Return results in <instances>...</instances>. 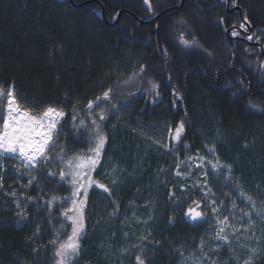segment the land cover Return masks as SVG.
Here are the masks:
<instances>
[{"label":"trees","instance_id":"16d2710c","mask_svg":"<svg viewBox=\"0 0 264 264\" xmlns=\"http://www.w3.org/2000/svg\"><path fill=\"white\" fill-rule=\"evenodd\" d=\"M228 1L227 8V0H182V4L149 0V8L144 0H0V88L5 92L14 88L17 99L30 108L53 106L67 113L59 137L65 160L87 153L93 120L107 137L104 151L114 144V154L124 164L136 153L132 131L138 121L168 118L178 125L183 120L180 144L184 145L199 144L209 132L212 138L218 131L224 133L219 148L235 161L246 189L255 190L264 201V56L258 47V43L264 46V0ZM234 6L240 12L228 11ZM245 16L253 35L249 42L248 34L244 39L231 35L234 30L243 33L240 24H246ZM128 54L131 61L119 65ZM109 88L107 100L98 101L91 110L86 107ZM124 107L125 125L132 131L112 137L106 124ZM101 108L107 114L102 121ZM73 124L79 131H72ZM144 161L148 163L143 158L139 163ZM4 165L0 264H56L59 245L49 241L63 242L71 231L62 213L71 207L73 186L58 177L65 165L55 156L31 172L16 159L9 158ZM48 171L57 173L55 180L46 175ZM30 176L36 180L28 185ZM129 186L130 194L141 188L146 197L153 185L136 172ZM170 189L174 195L168 198ZM166 191V213L155 239L161 246L152 248L145 264H172L177 250L196 243L209 219L203 211L206 220L186 223L185 208L166 201L175 198L173 186ZM82 194L76 199L81 200ZM54 196L57 199L52 201ZM195 198L204 208V197L192 194ZM94 205L88 196L84 212ZM21 212L23 220L17 215ZM245 213L251 212L229 214L241 221L240 233L234 254L220 251L222 264H237L234 256L238 264L249 257L252 264H264V214L259 212L258 218L247 222L251 215Z\"/></svg>","mask_w":264,"mask_h":264},{"label":"rangeland","instance_id":"374dc122","mask_svg":"<svg viewBox=\"0 0 264 264\" xmlns=\"http://www.w3.org/2000/svg\"><path fill=\"white\" fill-rule=\"evenodd\" d=\"M242 31L238 37L244 39L249 30ZM258 44L264 53V46ZM129 60L131 61V55L128 54L122 58L119 65ZM121 109L106 124L108 134L112 133V137L118 133L132 131L125 125L127 109L125 107ZM131 121L136 123L132 118ZM137 123L139 125L132 133L137 147L135 152L139 151V154L134 152L131 159L127 158L129 160L126 165L120 161L121 158L115 156L114 144L111 143L110 149L103 150L101 163L92 174L95 180L107 186L109 192L95 185L88 189L87 197H91L95 205L92 206V211L89 209L88 212H84L85 230L80 239V253L74 264H91V259L97 264H136L137 256L145 261L152 248L158 250L161 246L155 239L161 231L160 222L166 213L163 199L169 185L173 186L176 195L175 198L166 201H171L173 207L186 208L192 201V194H199L204 197L203 211L209 213V219L203 223L196 243L177 250V257L172 259V264H211L212 260H215L216 264H222L220 251L234 254L237 234L240 233L237 225L241 221L238 217L229 218V214L251 212V218L249 216L245 219L247 222H253L258 218L259 212L264 214V201L257 196L255 190L246 189L240 173L236 172L235 161L229 160L218 146L222 143L224 133L218 131L216 137L212 138L209 132L199 144L192 146L180 144V141L172 138L169 129L174 130L177 125L168 118ZM215 127L220 130L217 124ZM142 158L148 160V163L144 161L145 164L141 165L139 162ZM209 161L218 163L219 166L214 169ZM138 163L141 169L139 167L136 170L134 167ZM177 171L181 175H176ZM136 172L150 179L153 185L150 196L145 197L141 188L132 189L130 194L131 186L128 185L135 179ZM241 192L244 193L243 196ZM128 195L132 198L127 200ZM249 196L252 198L251 201L247 199ZM81 199H85L83 194ZM213 209L216 211L213 212ZM225 217L228 218L226 224L218 223ZM221 227L225 228L224 234L229 237L228 243L216 239ZM202 241L203 251L200 247ZM205 256L208 259H205Z\"/></svg>","mask_w":264,"mask_h":264},{"label":"snow or ice","instance_id":"6c2138e0","mask_svg":"<svg viewBox=\"0 0 264 264\" xmlns=\"http://www.w3.org/2000/svg\"><path fill=\"white\" fill-rule=\"evenodd\" d=\"M144 3L151 8L149 0H144ZM235 4V0H233ZM246 23L248 17H244ZM240 28L245 32L248 31L246 24L241 23ZM233 36L240 35L239 32L233 31L231 33ZM246 39L251 41L253 40V35L246 36ZM259 39V37H257ZM185 45H188V41H183ZM264 67V64L261 65ZM155 87V86H154ZM111 89L103 92L101 96H97L95 100H89L86 107L91 110L93 106L97 104L98 101L107 100ZM158 94V93H157ZM73 112H75V105L73 106ZM67 113L57 107L46 106L43 110H36L28 107L27 105L21 103L14 92V88H9L6 92L3 88H0V171L5 170L4 161L11 158L20 160L23 162V167L31 170H34L41 165L43 162L50 161L53 156L57 158L62 164L65 165L64 168H61L58 177L60 181H68L73 186L72 198H71V207L67 208L62 215L70 221V234H67V239L63 242L57 240L49 241V243L56 245L58 247L54 255L58 257L56 264H74L76 257L80 253V239L85 230L84 223V204L86 203V198L88 195V189L95 185L103 189L105 192H109V189L106 185L95 180L93 177V172L96 171L97 167L101 163L102 152L104 150L107 137L102 132L100 125L97 124L95 120L92 121L94 126L93 135L89 138L90 147L87 149V153H77L72 157L65 160L64 157V147L61 145L59 137L63 133L62 122ZM99 119L102 121L106 119V111L101 108L98 114ZM75 115L72 116V120L75 121ZM80 126H84V122H80ZM185 124L181 120L175 129H169V134L174 140L179 142L181 140L182 133L184 132ZM72 131L77 132L79 129L75 124L72 126ZM159 143V141H156ZM166 147V145H162ZM59 149V151H57ZM209 151H214V149H209ZM203 159V158H201ZM212 167L215 169L219 166L218 163H212ZM230 168V166H227ZM18 170V169H17ZM46 175L53 180L56 179L57 173L48 171ZM176 175H181L179 171L176 172ZM70 178V179H69ZM36 180L35 176H30L28 180V185H31L32 182ZM3 187V176L0 175V188ZM83 192L85 199L77 200L78 197ZM12 196H15L16 193L12 192ZM243 196L244 193L241 192ZM57 197H53L52 201H55ZM69 198L65 197L64 200L67 201ZM249 201L252 198L247 197ZM52 201L48 203L51 204ZM214 203V202H213ZM19 207V204H17ZM235 207V205H233ZM253 207L255 205L253 204ZM199 202L193 201L191 205L188 206L184 215L193 222L201 221L204 219V213L202 212ZM216 209H213L215 212ZM71 213V215L69 214ZM21 219H24V213H17ZM245 215H250L245 213ZM227 217L224 220L218 221V223L224 225L227 223ZM63 227V225H61ZM225 228L221 227L217 233L216 239L224 241L225 243L229 242V237L224 234ZM59 235V233L57 234ZM201 251H203V241L201 242ZM255 253V249H251ZM138 264H145V261L141 259L140 256L136 257ZM205 259H208L205 256ZM237 260L238 257H233ZM211 264H216L215 260L211 261ZM227 264V262H225ZM244 264H252V258L249 257L244 261Z\"/></svg>","mask_w":264,"mask_h":264},{"label":"water","instance_id":"95a60500","mask_svg":"<svg viewBox=\"0 0 264 264\" xmlns=\"http://www.w3.org/2000/svg\"><path fill=\"white\" fill-rule=\"evenodd\" d=\"M228 0H227V8L229 7V4H228ZM181 4H182V0H181ZM179 8V7H178ZM232 10H238L239 12H240V7L239 6H234L233 8H231V9H228V11L229 12H231ZM118 16H119V14H118ZM118 18V17H117ZM117 18H116V20H115V22L117 21ZM246 25H247V28H248V32L250 33L252 30H251V27L246 23ZM248 33V34H249ZM262 51H263V48L262 47H260V52H261V54H263V56H264V53H262ZM174 194H173V192H172V190L170 189V193H169V196H168V198H170V197H172ZM193 201H197V202H199V204H200V206H201V209L200 210H202V212H203V202L202 201H200V200H198V199H193L190 203H189V205H191L192 204V202ZM188 205V206H189ZM188 206L185 208V210H184V212H183V214H182V219L186 222V223H188V224H190V225H194V224H198V223H200L201 221H203V220H206V218H207V213H204V219L203 220H201V221H197V222H193V221H191L190 219H188L185 215H184V213H185V211L187 210V208H188ZM170 224L171 225H173L174 224V221H170ZM136 264H138V261H136Z\"/></svg>","mask_w":264,"mask_h":264}]
</instances>
